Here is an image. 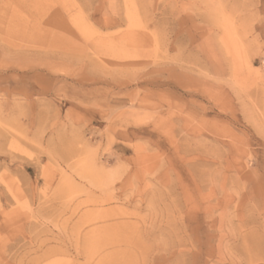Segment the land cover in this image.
Wrapping results in <instances>:
<instances>
[{"label": "rangeland", "instance_id": "obj_1", "mask_svg": "<svg viewBox=\"0 0 264 264\" xmlns=\"http://www.w3.org/2000/svg\"><path fill=\"white\" fill-rule=\"evenodd\" d=\"M0 264H264V0H0Z\"/></svg>", "mask_w": 264, "mask_h": 264}, {"label": "bare ground", "instance_id": "obj_2", "mask_svg": "<svg viewBox=\"0 0 264 264\" xmlns=\"http://www.w3.org/2000/svg\"><path fill=\"white\" fill-rule=\"evenodd\" d=\"M229 41V40H228ZM228 43V42H227Z\"/></svg>", "mask_w": 264, "mask_h": 264}]
</instances>
